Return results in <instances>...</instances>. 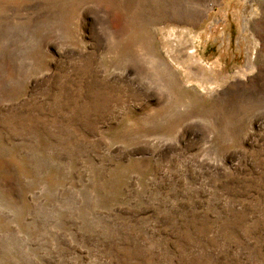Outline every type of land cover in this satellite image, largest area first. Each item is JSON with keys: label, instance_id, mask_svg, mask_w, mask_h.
Instances as JSON below:
<instances>
[{"label": "rangeland", "instance_id": "374dc122", "mask_svg": "<svg viewBox=\"0 0 264 264\" xmlns=\"http://www.w3.org/2000/svg\"><path fill=\"white\" fill-rule=\"evenodd\" d=\"M0 264H264V0H0Z\"/></svg>", "mask_w": 264, "mask_h": 264}, {"label": "crops", "instance_id": "0c3cea01", "mask_svg": "<svg viewBox=\"0 0 264 264\" xmlns=\"http://www.w3.org/2000/svg\"><path fill=\"white\" fill-rule=\"evenodd\" d=\"M223 30H224V32H225L226 29H223ZM221 31H222V30H221ZM224 32H223V33H224Z\"/></svg>", "mask_w": 264, "mask_h": 264}]
</instances>
